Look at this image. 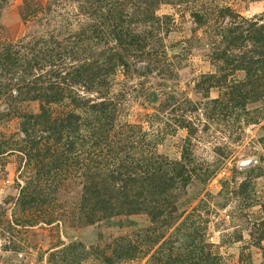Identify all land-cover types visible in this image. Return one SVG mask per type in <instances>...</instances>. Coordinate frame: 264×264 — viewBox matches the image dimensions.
Returning <instances> with one entry per match:
<instances>
[{
    "label": "rangeland",
    "instance_id": "rangeland-1",
    "mask_svg": "<svg viewBox=\"0 0 264 264\" xmlns=\"http://www.w3.org/2000/svg\"><path fill=\"white\" fill-rule=\"evenodd\" d=\"M95 1L0 0V264H264V0H162L151 54L109 92L61 83L63 101L36 100L115 45L114 2L146 30L147 0ZM42 105L72 129L26 135ZM129 163L147 196L136 213L110 180Z\"/></svg>",
    "mask_w": 264,
    "mask_h": 264
},
{
    "label": "trees",
    "instance_id": "trees-1",
    "mask_svg": "<svg viewBox=\"0 0 264 264\" xmlns=\"http://www.w3.org/2000/svg\"><path fill=\"white\" fill-rule=\"evenodd\" d=\"M79 1V0H77ZM105 0H97L95 1L98 4L103 3ZM162 0H147V2L144 3L145 5V12L147 16L153 12L152 10H156L157 6L161 4ZM123 4H112L110 8H107L108 10V22L113 28L111 31V35L114 39L115 45L112 46V48L106 50V52H101L98 54V57H100L103 60L95 59L94 57L91 58H82L78 59L80 61H83L82 64H80L77 67L71 68V70L66 74H57V76H54L53 79L57 78L61 80L60 82L51 81L47 87L41 88L35 92L34 98L36 100H42L46 103V105L50 106L52 103H59L63 101L65 91L63 88H61V83L63 84H69V85H77L84 87L88 91H92L93 89L101 90L104 89L109 92L112 77L116 75L117 69L122 67L125 68V70H129L132 66V59L137 58L136 54L137 52L141 53V55H147L149 56L148 51L146 49L148 46H152L151 41L153 40L154 32L152 29H154L152 26L148 24L150 21L155 24V21L153 19V16L147 17L146 20H144V25L146 27V30L143 34H140L136 30V26L134 24L142 23L141 20H136L133 14H130L127 12V7L122 8ZM130 14V15H129ZM155 14V13H154ZM195 19L197 22L202 23L204 17L200 14H194ZM152 30V31H151ZM232 43H235L239 41V38H230ZM154 50V49H152ZM5 55V61L4 59L2 62H6V67L9 65H17L15 62L17 58L16 52H13L11 48L7 49ZM108 55V57H106ZM153 55V54H152ZM16 56V57H14ZM91 61V62H90ZM26 70V69H25ZM12 80V79H11ZM23 82V85L20 83L19 88L17 90H11L12 93H16L20 95L22 91H26L31 87V83L27 81V78L24 80H21ZM21 85V86H20ZM72 103L77 106L78 108H89L93 110H98L101 113L105 114V111L108 110V103L107 102H101V103H92L90 101H84L73 99ZM91 103V104H89ZM107 103V104H106ZM42 105L41 111L42 113L40 115H23L24 118L23 122V132L29 136L31 125H34L37 123H42L47 132L53 133V134H59L60 132L63 133V130L65 127L72 129L73 124L72 121L75 120V115H69L66 120L56 119L51 114L50 110L47 108L48 106ZM65 124V125H62ZM30 127V128H29ZM139 165L136 163H129V164H121L117 169H115L112 172L111 175V181L114 180L118 185L123 183V188L120 187V191L123 192L120 196L125 198V209L128 212H139L142 211L147 207V196L142 190L135 191L134 186L135 185V176L137 174V167ZM142 166V164H141ZM147 172V170H146ZM145 172V173H146ZM160 181V180H159ZM165 189L167 188V183L163 182L159 183V187ZM132 189V192H130ZM156 189H158L156 187ZM163 195L166 194L165 192H162L158 189ZM160 202V201H156ZM104 211H107L103 208Z\"/></svg>",
    "mask_w": 264,
    "mask_h": 264
}]
</instances>
